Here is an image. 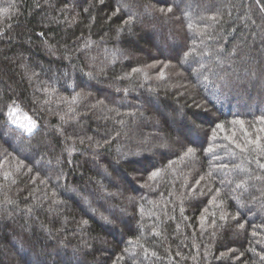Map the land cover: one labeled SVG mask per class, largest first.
<instances>
[{"label":"trees","instance_id":"1","mask_svg":"<svg viewBox=\"0 0 264 264\" xmlns=\"http://www.w3.org/2000/svg\"><path fill=\"white\" fill-rule=\"evenodd\" d=\"M0 264H264V0H0Z\"/></svg>","mask_w":264,"mask_h":264},{"label":"rangeland","instance_id":"2","mask_svg":"<svg viewBox=\"0 0 264 264\" xmlns=\"http://www.w3.org/2000/svg\"><path fill=\"white\" fill-rule=\"evenodd\" d=\"M15 112H16V114H19L17 116L18 121L23 123V125H24L23 127L26 128L28 130V132H32L36 128L35 123L30 119L29 116H27V115L23 116L22 113H20L19 111H15ZM30 120L33 122V124L30 122Z\"/></svg>","mask_w":264,"mask_h":264},{"label":"snow or ice","instance_id":"3","mask_svg":"<svg viewBox=\"0 0 264 264\" xmlns=\"http://www.w3.org/2000/svg\"><path fill=\"white\" fill-rule=\"evenodd\" d=\"M168 11H171V9L169 8ZM242 123V122H241ZM222 127V126H221Z\"/></svg>","mask_w":264,"mask_h":264}]
</instances>
